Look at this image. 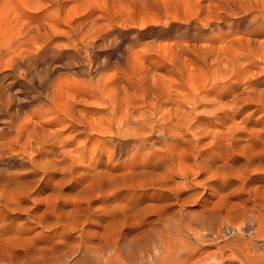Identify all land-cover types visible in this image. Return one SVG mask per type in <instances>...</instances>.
Segmentation results:
<instances>
[{
	"label": "bare ground",
	"instance_id": "obj_1",
	"mask_svg": "<svg viewBox=\"0 0 264 264\" xmlns=\"http://www.w3.org/2000/svg\"><path fill=\"white\" fill-rule=\"evenodd\" d=\"M70 1L0 0V264H264V0Z\"/></svg>",
	"mask_w": 264,
	"mask_h": 264
},
{
	"label": "rangeland",
	"instance_id": "obj_2",
	"mask_svg": "<svg viewBox=\"0 0 264 264\" xmlns=\"http://www.w3.org/2000/svg\"><path fill=\"white\" fill-rule=\"evenodd\" d=\"M78 1H70L68 4H66V8L71 9V14H69V18H67L68 20L70 19V15L72 16V18H75V16H76L75 12L76 11L81 12V14H79V13H78L79 15L77 14V16H80L82 14L89 12L92 9H95L96 11L100 12L101 10L106 9V7L111 10L110 12L118 11V13L119 12L122 13V12L127 10L125 8L126 6L124 5L125 3L121 2L120 0H116V1L115 0H112V1H110V0L109 1L108 0H104V1L103 0H96V1L95 0H83L81 2H78ZM111 2H113V3H111ZM106 3H108V4H106ZM80 4H81V6H79ZM73 8L75 9V12H74L75 15L72 12ZM79 8H81V9H79ZM67 9L65 11H67ZM63 15H65V17H68L64 12H63ZM61 17H63V16L61 15ZM67 19H63V21L61 22V24L63 25L62 27H65V28L68 27V23L65 22V20H67ZM171 21H170L171 25L169 26V29H168L169 30V36H171V35L173 36L174 34H180L184 28V27H182L183 22H185L183 17L181 18V20H179V19L173 20L172 19ZM173 22H175V23H173ZM64 24H66V25H64ZM163 26L164 25H162L160 28H162ZM175 29H177V30H175ZM157 30L158 29L156 28V26L153 23H150V25H148V26L145 25L144 27H136V28L130 30L132 33L130 31H128L127 34H134L135 32H140L142 34L140 37V42L142 44L147 43L148 41L149 42L155 41L156 43H160V44L171 43L172 39H157L156 37L154 38L153 34ZM110 38H112V36H110L108 39H110ZM151 39H152V41H150ZM108 43L106 41H104V42L101 41L93 47V49L91 51L92 54L90 53V55H89V57L92 58L91 59L92 62L93 61L98 62V63L107 62L108 64H114L115 62L117 63L119 61L121 62V60H119L117 58L118 57L117 52H119L121 47L123 48V45L121 44V46H119V45L117 46V42L115 40L109 41ZM123 44H126V43H123ZM66 50H68V49L66 48ZM63 56L64 55H61V56H58L52 60L51 59L49 61L47 60V62H48L47 66H49V68L51 67L52 75H57L60 79L68 80V82L71 80H74L77 78L76 73L79 71V68L87 69V67H88V65H87L88 62H87L86 57L84 56L83 53H80L79 55H75L74 57H71L68 59L67 58L65 59ZM59 64L61 65V67L59 68L60 70L58 68H56L58 70H55V67ZM91 71H92V68L90 69V72ZM156 73L163 74L161 71H159V72L156 71ZM19 98H20V96H19ZM79 109H82L81 111L84 110V112L87 111L88 113H89V111H90V113H98V112L100 114L104 113L102 110H97V111L94 110L93 111V107H91V106H87V107L83 106ZM64 133H65L64 136L66 137V134H68V133L67 132H64ZM71 149H73V147L72 148L70 147V150ZM14 166H16V168H19L18 166H20V165H14ZM14 166L11 165L12 168H15ZM2 167L5 168L6 166H2ZM154 240H155V237L153 235H151V236L147 237L146 239H143L142 241H140L139 244H135L134 246H132L130 248V250L137 253L138 255L144 254L145 252H147V250L150 249L149 247H151V244Z\"/></svg>",
	"mask_w": 264,
	"mask_h": 264
}]
</instances>
